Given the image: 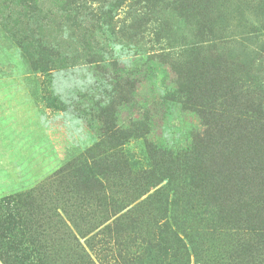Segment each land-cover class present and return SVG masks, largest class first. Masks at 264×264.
<instances>
[{"label":"rangeland","instance_id":"374dc122","mask_svg":"<svg viewBox=\"0 0 264 264\" xmlns=\"http://www.w3.org/2000/svg\"><path fill=\"white\" fill-rule=\"evenodd\" d=\"M37 1L51 36L56 35L63 24L55 13L59 0ZM16 2L0 0V203L14 195L33 199V207L23 211L25 218L31 216L30 230L27 235L16 233L18 248L36 253L40 264H258L260 251L244 253L246 233L254 223L264 222V121L256 114L252 126L242 124L236 130L239 137L246 136L245 131L253 135V148L243 158L231 148L226 152L217 147L202 163L208 176L202 188L175 176L137 199L111 189L108 200L82 202L78 188L70 191L73 182L61 170L97 144L99 136L83 111L54 107L49 99L57 96L67 103L70 98L72 104L96 76L102 85L94 92L92 106L102 102L103 107L115 101V85L122 87L125 99L115 102L118 125L127 128L134 120L145 121L148 131L144 138L127 139L123 150L141 163L139 167L145 166L144 140L186 149L193 135L202 132L195 114L162 99L166 89L176 87L171 66L187 59L193 42L201 47L200 58L219 55L245 69L243 79L253 86L243 88L247 94L238 96L235 105L245 110L258 105L264 116V0H212V24L202 37L172 20L176 36H170V43L157 40L155 19L136 49L118 34L108 32L99 40L95 32L103 60L84 65L78 55L87 47L80 46L74 50L76 65L52 77L33 73L23 49L5 32L21 39L40 37L39 17L22 19ZM58 41L67 52L77 48L73 39ZM143 56L153 58L143 66ZM131 83L134 90L129 94ZM109 199L117 204L114 210L108 211L104 203ZM10 257L8 264H19Z\"/></svg>","mask_w":264,"mask_h":264},{"label":"trees","instance_id":"16d2710c","mask_svg":"<svg viewBox=\"0 0 264 264\" xmlns=\"http://www.w3.org/2000/svg\"><path fill=\"white\" fill-rule=\"evenodd\" d=\"M211 2L212 0H59L55 13L62 17L63 24L56 31L57 34L51 36V26L46 20L48 18L41 17L43 8L40 2L17 0L22 19L39 17L40 37L21 39L16 33L6 29L5 32L23 49L33 73L52 77L76 65L79 60H75V55H78L75 51L80 46L87 47L86 53L78 55L84 65H94L99 58L103 60V54L98 48L100 41L93 37L95 32L99 40L108 32L113 36L118 34L120 38L130 39L136 49L137 42L147 31V25L155 19L157 40L162 37L170 43V36H176L172 20H176V25L178 21L195 29L202 37L204 32H209L205 28L212 24ZM122 10L124 20L120 22L119 13ZM63 37L77 41V48L70 49L69 52L67 49L63 50L58 41ZM137 38L139 39L136 41ZM28 41H31L30 46ZM90 41L93 42L92 45ZM200 50L201 47L192 42L187 59L175 68L171 66L177 76L176 87L166 89L162 99L195 114L200 119L202 132L193 135L191 146L186 149L169 148L144 140L148 160L145 166L139 167L141 163L123 150L127 139L136 135L144 138L148 131L145 129V121L134 120L127 128L118 125L115 102L121 104L125 99L122 87L115 85L117 92L113 90L111 94L112 98L117 95L115 101H109L110 104L106 103L103 107L102 102L92 106L94 92L102 85L101 79L97 80L96 76L92 80L95 82L84 89V94L77 93L72 104L70 98L65 103L60 97L50 96L49 103L54 107L83 111L91 119L89 126L96 129L99 136L97 144L61 170L73 182L68 184L70 191L78 188L80 201L88 202L91 198L108 200L111 189H116V193L118 190L125 194L132 193L137 199L154 188L157 182L170 180L175 176L189 179L195 189H200L201 183H205L208 177L202 163L208 161L206 156L211 157L217 147L227 148L226 152L231 148L233 152L242 154L243 158L247 156L248 149L254 146L253 135L241 129L246 136L239 137L236 130L242 124L252 126L257 121L253 119L255 114L262 121L264 116L258 105L254 110L251 107L245 110L239 109L240 105L235 104L238 96L247 94L243 88L250 89L253 81L243 79L245 69L236 60L219 55L200 58ZM150 58L141 57V64L145 66L146 60H152ZM151 70L149 65L147 72L151 73ZM129 86L132 90L130 94L133 93L134 84ZM109 201L110 203L104 202L108 211L110 208L114 210L116 202ZM29 207H33V199L23 195H14L0 203V223L5 227V232L0 233V262L3 264H8V254H11L10 260L13 258L19 264L39 263L36 253L19 249V243L16 245V233L22 230L27 235L30 230L31 216L25 218L23 214L24 209ZM261 223L263 225L254 223L246 233L248 243L244 249L246 254L260 251L258 264H264V222L259 224Z\"/></svg>","mask_w":264,"mask_h":264}]
</instances>
